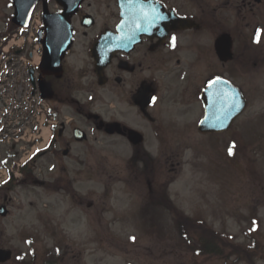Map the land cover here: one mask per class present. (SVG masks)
I'll return each mask as SVG.
<instances>
[{
	"label": "flooded vegetation",
	"instance_id": "1",
	"mask_svg": "<svg viewBox=\"0 0 264 264\" xmlns=\"http://www.w3.org/2000/svg\"><path fill=\"white\" fill-rule=\"evenodd\" d=\"M45 1L44 66L33 82L49 106L51 138L27 176L39 169L65 178L72 161L92 168L102 144L126 154L131 169H155L153 153L188 151L174 138L223 137L242 118L229 130L201 129L207 112L222 115L229 83L245 95L239 76L252 64L264 67L257 46L244 48L264 42V0ZM43 8L41 0L35 9ZM15 182L0 206H11ZM150 184V195L163 199L164 186ZM37 262L50 264L45 257L28 263Z\"/></svg>",
	"mask_w": 264,
	"mask_h": 264
},
{
	"label": "rangeland",
	"instance_id": "2",
	"mask_svg": "<svg viewBox=\"0 0 264 264\" xmlns=\"http://www.w3.org/2000/svg\"><path fill=\"white\" fill-rule=\"evenodd\" d=\"M13 12L11 0H0V36L12 30ZM251 45L264 66V42L244 48ZM251 67L238 79L248 107L235 127L223 137L174 138L188 151L150 154L155 169H131L126 154L102 144L92 168L72 161L65 178L55 170L38 169L33 178L19 171L10 213L0 218V242L17 257L5 264H27L35 255L63 257L62 264H234V256L198 251L196 222L224 246L257 249L254 264H264V67ZM149 178L169 199L151 201Z\"/></svg>",
	"mask_w": 264,
	"mask_h": 264
},
{
	"label": "water",
	"instance_id": "3",
	"mask_svg": "<svg viewBox=\"0 0 264 264\" xmlns=\"http://www.w3.org/2000/svg\"><path fill=\"white\" fill-rule=\"evenodd\" d=\"M39 0H13V5L15 9L14 16L12 18L13 23L18 25V26H26L29 22L31 12L35 6V4ZM59 2H62V0H59ZM77 5L75 8L71 11L74 12L76 10ZM46 8L44 11V19L46 20ZM44 66V63L42 64ZM42 92L43 89L41 87ZM239 104V105H238ZM221 106H226L227 107V113H228V119L227 122H219L218 119H215L211 116L208 115L205 121L201 123V129L202 130H224L226 128H229L230 125L232 124L233 120L236 118V116L241 113L245 107H246V99L242 96L241 92L236 91L234 88L229 87L227 90L226 94V99L222 98V105ZM237 107V109H235ZM216 124L217 127L214 129L213 125ZM210 125L211 128L208 126ZM7 208L6 206H0V215L1 216H6L7 215ZM12 257V251L10 249H4L0 248V262H6Z\"/></svg>",
	"mask_w": 264,
	"mask_h": 264
},
{
	"label": "built area",
	"instance_id": "4",
	"mask_svg": "<svg viewBox=\"0 0 264 264\" xmlns=\"http://www.w3.org/2000/svg\"><path fill=\"white\" fill-rule=\"evenodd\" d=\"M29 83L24 77L14 84L17 92L3 93L4 104L0 108V127L5 131H20L24 128V115L31 108L36 109L39 105L35 102V97L31 95ZM12 90V89H11ZM37 110H41L40 108ZM43 111H34L33 116L40 121ZM43 120H41L42 124Z\"/></svg>",
	"mask_w": 264,
	"mask_h": 264
},
{
	"label": "trees",
	"instance_id": "5",
	"mask_svg": "<svg viewBox=\"0 0 264 264\" xmlns=\"http://www.w3.org/2000/svg\"><path fill=\"white\" fill-rule=\"evenodd\" d=\"M25 173H28L29 171L24 169ZM12 184V183H11ZM10 185V183L8 184ZM194 223V221H192ZM192 223V224H193ZM198 224V225H197ZM190 227L187 226L183 228L182 233L187 236L188 234V229ZM196 229H198L197 235H198V240H199V245L203 247L199 248V252H203L206 255H214V254H220L224 256L225 260L230 259V257L234 256L235 260L234 263H237L239 261H244L246 263L252 264L255 262V258L257 256V249H252V248H243L242 250L239 249L241 247H237L236 245L232 246H224L222 243L221 237L216 234L212 233L210 229H208L207 225L204 224L203 222H196L195 226ZM196 233V231H194ZM199 246V247H200Z\"/></svg>",
	"mask_w": 264,
	"mask_h": 264
},
{
	"label": "snow or ice",
	"instance_id": "6",
	"mask_svg": "<svg viewBox=\"0 0 264 264\" xmlns=\"http://www.w3.org/2000/svg\"><path fill=\"white\" fill-rule=\"evenodd\" d=\"M257 42H259V40H257ZM134 239V238H133Z\"/></svg>",
	"mask_w": 264,
	"mask_h": 264
}]
</instances>
